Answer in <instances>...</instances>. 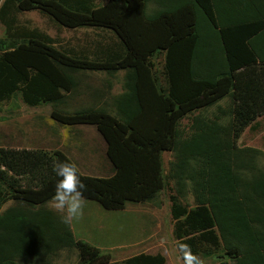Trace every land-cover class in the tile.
Masks as SVG:
<instances>
[{"label": "trees", "instance_id": "trees-1", "mask_svg": "<svg viewBox=\"0 0 264 264\" xmlns=\"http://www.w3.org/2000/svg\"><path fill=\"white\" fill-rule=\"evenodd\" d=\"M33 9L66 28L107 29L118 43L98 62L67 57L45 35L14 28L11 12ZM0 23V103L58 104L53 119L93 125L105 142L113 174L79 173L84 199L105 210L153 200L165 186L161 153L172 150L169 178L177 197L185 198L189 184L194 201L187 207L170 197L181 262L179 246L187 244L205 263L264 264V169L257 167V151L236 145L247 125L264 115V0H107L102 6L4 0ZM80 71L123 72L113 115L92 107L59 109ZM225 98L229 103L216 107L213 119L196 115L188 133L180 129L189 113ZM60 160L71 163L58 151L0 149V208L14 202L0 212V264H52L61 250H77L76 264L108 263L107 254L75 240L45 206L53 200L52 169ZM121 264H165V258L140 253Z\"/></svg>", "mask_w": 264, "mask_h": 264}, {"label": "rangeland", "instance_id": "rangeland-1", "mask_svg": "<svg viewBox=\"0 0 264 264\" xmlns=\"http://www.w3.org/2000/svg\"><path fill=\"white\" fill-rule=\"evenodd\" d=\"M95 6H102L107 0H90ZM4 0H0V7ZM154 6L149 3L148 9ZM151 11V10H150ZM15 18L14 28L36 31L45 35L53 48L72 58H85L87 61H101L105 52L114 47L118 40L115 35L101 28H66L55 22L47 14L33 9L11 12ZM183 14V12L181 13ZM5 38L0 23V39ZM161 66L162 56L159 57ZM77 86L59 106L63 112L92 107L104 109L113 115V99L122 92L123 72L113 74L105 72L80 71ZM94 92L102 93L96 99ZM64 93V94H65ZM228 98L216 106L197 109L180 120V129L189 132V118L201 115L213 119L216 107H225ZM58 110V104H41L30 107L18 99L0 103V149L41 151L50 155L58 151L74 164L81 175L104 178L113 174V167L105 151L106 146L101 135L93 125H66L53 119L52 112ZM228 117L220 120L226 122ZM238 147L252 148L257 151V167L264 169V115L258 116L241 132L236 140ZM175 152L161 153L164 188L151 201L125 203L120 210H105L98 202L83 199V210L79 218L69 225L75 240H81L107 254V264H121L124 260L138 255L160 254L165 264H183L179 258L172 235L173 221L170 215V197H177L173 180L169 178L171 162ZM254 174V172H253ZM184 199L178 198L183 206H192L194 201L189 184ZM14 204L7 201L0 208L3 212ZM46 208L57 213L53 200ZM60 215L59 213H57ZM52 264H76L77 250H61ZM201 264L205 263L201 257Z\"/></svg>", "mask_w": 264, "mask_h": 264}, {"label": "clouds", "instance_id": "clouds-1", "mask_svg": "<svg viewBox=\"0 0 264 264\" xmlns=\"http://www.w3.org/2000/svg\"><path fill=\"white\" fill-rule=\"evenodd\" d=\"M52 171L56 177L53 207L60 214V222L70 224L82 214L86 186L80 178L78 168L70 162L57 161ZM179 250L185 264H201L200 258L192 252L190 245H181Z\"/></svg>", "mask_w": 264, "mask_h": 264}]
</instances>
